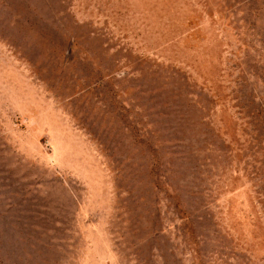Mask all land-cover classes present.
I'll list each match as a JSON object with an SVG mask.
<instances>
[{"label": "rangeland", "instance_id": "1", "mask_svg": "<svg viewBox=\"0 0 264 264\" xmlns=\"http://www.w3.org/2000/svg\"><path fill=\"white\" fill-rule=\"evenodd\" d=\"M0 264H264V0H0Z\"/></svg>", "mask_w": 264, "mask_h": 264}]
</instances>
